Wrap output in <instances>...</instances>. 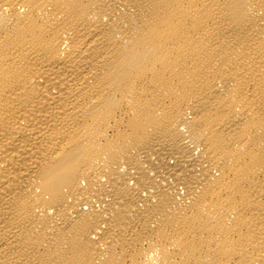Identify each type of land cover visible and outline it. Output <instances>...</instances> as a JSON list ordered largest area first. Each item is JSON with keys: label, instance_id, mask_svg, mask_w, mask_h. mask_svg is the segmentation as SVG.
Instances as JSON below:
<instances>
[{"label": "bare ground", "instance_id": "bare-ground-1", "mask_svg": "<svg viewBox=\"0 0 264 264\" xmlns=\"http://www.w3.org/2000/svg\"><path fill=\"white\" fill-rule=\"evenodd\" d=\"M0 264H264V0H0Z\"/></svg>", "mask_w": 264, "mask_h": 264}]
</instances>
